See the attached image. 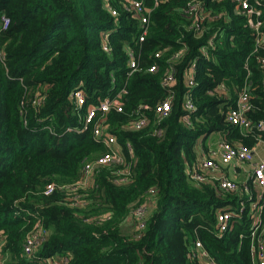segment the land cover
<instances>
[{
    "label": "trees",
    "instance_id": "16d2710c",
    "mask_svg": "<svg viewBox=\"0 0 264 264\" xmlns=\"http://www.w3.org/2000/svg\"><path fill=\"white\" fill-rule=\"evenodd\" d=\"M152 5V0H146ZM119 14L111 16L105 3ZM184 0L161 1L150 17L143 42L137 41V20L125 12L119 0H0V16L9 18L0 33L5 64L0 62V253L3 264H204L192 256L200 240L217 264H252L249 229L251 219L242 213L229 229L217 236L215 213L236 198L221 196L216 184L196 183L185 168L196 158L198 142L205 145L216 132L220 138L248 147L252 136L225 120L235 105L244 80V60L252 49V35L240 14L230 13L222 44L208 58L199 48L204 38L186 31L181 8ZM230 7V1L215 8ZM108 33L109 51L102 48ZM183 41L187 52L177 63L176 98L163 122L160 137L151 127L141 131L124 126L140 104L150 106L164 98L161 76L169 53ZM127 48L138 54L141 70L127 75ZM169 48L148 72L152 53ZM195 63V85L190 87L196 110L192 125L179 120L180 99L188 87L183 70ZM251 100L248 116L264 119L262 70L253 55L249 62ZM222 84L225 90L218 88ZM80 86L85 109L97 98L126 87L124 112L107 113L109 131L116 136L129 176L123 183L114 173L123 166H96L90 186L76 185L81 168L106 151L92 134V125L79 131V111L69 98ZM40 100V101H39ZM39 101V102H37ZM153 112L149 111V115ZM264 138V133L261 135ZM127 144L131 147L128 152ZM53 182L55 190L43 193ZM153 208L143 229H129L134 203L150 200ZM74 194L86 201L73 205ZM109 213L102 221L97 217ZM264 216V209L262 211ZM39 223L48 231L33 257L23 254L26 234ZM67 257L66 263L62 258Z\"/></svg>",
    "mask_w": 264,
    "mask_h": 264
},
{
    "label": "built area",
    "instance_id": "2783aa9c",
    "mask_svg": "<svg viewBox=\"0 0 264 264\" xmlns=\"http://www.w3.org/2000/svg\"><path fill=\"white\" fill-rule=\"evenodd\" d=\"M165 0H152V5H148L146 0H119L122 9L131 13L137 20V41L143 42L150 28V17L154 8ZM230 1V7L215 8L217 4H224ZM106 8L111 16L116 17L119 11L107 2ZM182 13L188 21L183 27L186 31L193 33L196 38H204L199 51L201 57L208 58L209 55L222 44V39L226 34V25H221L229 19L230 13L240 14L244 18V27L252 35V49L245 57L244 68L246 69L244 80L238 91L235 105L225 111V120L231 125L237 126L243 135L252 136L256 143L264 141L261 136L264 133V119L253 120L248 114L254 109L251 100V70L249 67L250 59L256 55V60L262 70L261 86L264 88V0H184L181 8ZM9 18L2 14L0 16V33L7 29ZM108 33L103 34L102 48L109 51L107 45ZM180 47L169 53L165 59L166 67L161 76L160 87L163 90L164 98L150 106L147 103L140 104L133 111L132 117L124 126L128 130L141 131L151 127L152 135L160 137L164 132L163 122L172 112L173 101L176 98L177 82V63L185 56L187 47L183 41H180ZM169 48L157 50L152 53V62L148 67V72H156L158 65L155 60L161 58ZM126 66L127 75L140 71L138 54L133 48H127ZM5 50L0 43V62L5 64ZM195 63L192 61L184 70V80L188 89H186L180 99L179 120L186 126L192 125L191 114L196 110V105L192 100L190 87L195 85L194 75ZM218 88L225 90L222 84ZM128 93L126 87L120 88L114 93H109L102 98L92 101L85 109L81 108L86 102L83 89L80 86L73 88L69 93V98L79 111V119L82 126L78 129L83 131L92 125V134L94 139L101 143L106 151L96 157L93 161L84 162L81 168V177L78 183L72 186V189L78 186L89 185V178L92 170L96 166H105L117 164L123 166L122 171L117 170L114 174V180L123 183L129 176L130 164L125 162L122 148L118 145L116 136L109 131L107 113L115 111L124 112L125 97ZM40 101V100H39ZM37 101V102H39ZM149 111L153 114L149 115ZM128 152L131 153V147L126 145ZM241 172L244 175L242 181H237L235 176ZM186 176L196 183L216 184L219 195L224 196L231 193L235 196V204L227 203L223 208L215 213V229L217 236L227 231L234 221L242 213L251 219L249 237L251 241V260L252 264H264V156H256L254 147H248L240 142L232 143L219 138L213 145H203L201 142L197 145L196 158L186 166ZM56 188L55 183L50 182L45 185L43 193L51 194ZM154 189L148 190L147 197L154 194ZM86 201L81 196L74 194L73 205H85ZM149 202L145 201L134 203L129 211V219L133 224L134 230L143 229L146 224V218L149 215ZM99 220L110 218L109 213H104L97 217ZM48 231L39 223L26 234L23 241V254L27 258L33 257L40 244L46 239ZM192 256H198L204 264H217L211 259L204 249L200 240H196L192 247ZM6 256L0 253V264L4 263ZM47 264H59L57 258H47ZM67 257L62 258L66 263Z\"/></svg>",
    "mask_w": 264,
    "mask_h": 264
},
{
    "label": "crops",
    "instance_id": "0c3cea01",
    "mask_svg": "<svg viewBox=\"0 0 264 264\" xmlns=\"http://www.w3.org/2000/svg\"><path fill=\"white\" fill-rule=\"evenodd\" d=\"M199 144L200 142H198V145ZM251 147H254V151H256V156L258 157L264 156V141H260L256 143V140H255V143ZM235 178L237 179V181H242L244 178V175L241 172H239V174L235 176ZM148 202H149L148 206H149V213H150L153 208V201L151 200V197H150V200H148ZM127 224H128V227L132 226V223L130 222L129 217H128Z\"/></svg>",
    "mask_w": 264,
    "mask_h": 264
},
{
    "label": "rangeland",
    "instance_id": "374dc122",
    "mask_svg": "<svg viewBox=\"0 0 264 264\" xmlns=\"http://www.w3.org/2000/svg\"><path fill=\"white\" fill-rule=\"evenodd\" d=\"M218 139H219V136H218V133H216V132H213V133H211L209 136H208V138L205 140V143H206V145H208V144H210V145H213L216 141H218ZM91 185V184H90ZM90 185H88V186H90ZM133 224H132V226L131 227H128L129 229H133Z\"/></svg>",
    "mask_w": 264,
    "mask_h": 264
}]
</instances>
